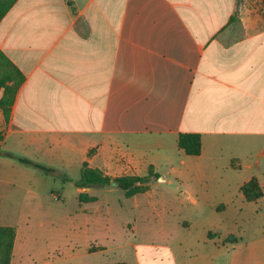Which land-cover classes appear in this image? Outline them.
<instances>
[{"label":"crops","instance_id":"crops-1","mask_svg":"<svg viewBox=\"0 0 264 264\" xmlns=\"http://www.w3.org/2000/svg\"><path fill=\"white\" fill-rule=\"evenodd\" d=\"M0 51L22 76L8 113L0 106L10 264L33 248L39 210L65 204L85 161L110 178L167 169L182 199L216 180L240 190L262 172L264 0H16L0 20ZM183 132L200 134V154H182ZM95 188L77 187L82 211L100 200ZM83 189L95 200L79 201ZM150 190L122 191L140 207Z\"/></svg>","mask_w":264,"mask_h":264},{"label":"rangeland","instance_id":"rangeland-1","mask_svg":"<svg viewBox=\"0 0 264 264\" xmlns=\"http://www.w3.org/2000/svg\"><path fill=\"white\" fill-rule=\"evenodd\" d=\"M7 71L11 67L0 58V76ZM259 138L263 195L258 199L247 201L236 186L218 180L212 187L201 183L188 189L182 199L178 183L163 169L160 178L149 180L145 206L140 199L135 207L118 186H94L100 200L84 212L75 198L77 187L67 184L65 204L39 210L45 230L33 227V248L20 264H264V134ZM46 210L51 218L43 215ZM228 236L239 239L224 242Z\"/></svg>","mask_w":264,"mask_h":264},{"label":"trees","instance_id":"trees-1","mask_svg":"<svg viewBox=\"0 0 264 264\" xmlns=\"http://www.w3.org/2000/svg\"><path fill=\"white\" fill-rule=\"evenodd\" d=\"M16 0H0V20L11 7V5ZM0 58H3L4 63L9 64L11 71L0 76V88L4 87V95L0 99V106L2 107L5 114L8 113L9 107L12 103L13 94L16 86L22 81V76L20 75L18 69L4 56L0 51ZM13 80L14 87L11 92V96L8 95V82ZM1 136V135H0ZM178 147L181 149L182 154L185 155H198L201 152V136L199 133L195 132H183L178 135ZM7 155L12 156L10 153ZM21 162L31 164L34 167L40 169L46 174L59 175V171L51 166H46L38 162H34L25 157H18ZM158 173H154L152 169H149V173L145 176H120L115 178H110L103 175L99 169L91 168L87 165V162H83L81 168V175L78 180L74 181L75 186L78 188L83 187H94V186H105L110 185L112 182H116L117 186L124 191L128 196L135 193L144 191L147 189L149 180L154 177L157 178ZM67 180L68 178H63ZM240 192L247 201H253L258 199L263 195L262 187L258 179L253 176L245 183L240 186ZM79 201H93L95 196L87 195L86 192H80L78 194ZM15 238V229L12 226H0V264H10L12 257V250ZM236 240L235 236H228L225 238V242H230ZM102 264H126L124 261H116L110 263Z\"/></svg>","mask_w":264,"mask_h":264},{"label":"water","instance_id":"water-1","mask_svg":"<svg viewBox=\"0 0 264 264\" xmlns=\"http://www.w3.org/2000/svg\"><path fill=\"white\" fill-rule=\"evenodd\" d=\"M112 184H116V185H117V183H116V182H112Z\"/></svg>","mask_w":264,"mask_h":264}]
</instances>
